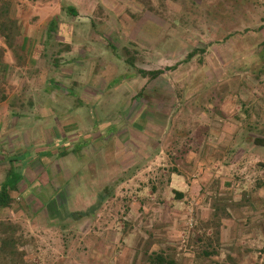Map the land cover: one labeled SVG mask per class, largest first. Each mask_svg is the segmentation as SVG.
<instances>
[{
    "label": "crops",
    "instance_id": "1",
    "mask_svg": "<svg viewBox=\"0 0 264 264\" xmlns=\"http://www.w3.org/2000/svg\"><path fill=\"white\" fill-rule=\"evenodd\" d=\"M100 1L72 0L68 7L41 3L15 20L13 32H2L0 26V191L8 185L10 200L0 207V215L20 220L25 207H66V184L83 171L75 168L76 157L90 161L95 155L100 161L95 172L104 167L105 176L85 206L96 205L98 197L111 190L97 214L74 221L91 235L87 241L85 236L86 243L96 237V226L100 229L96 238L102 246L85 252L87 264H92L93 254L102 259L98 264H199L198 252L182 260L185 255L176 251L175 241L191 238L201 244L204 236L197 228L183 231L184 237L180 227L193 219L210 222L218 205L234 202L241 207L252 201L256 185L251 183L260 173L255 167L264 166V89H227L223 83L214 91L205 88L203 103L190 101L191 94L184 90L190 63H201L199 50L189 52L182 37L164 35L165 26L151 12L137 18L134 11L127 12L128 20L125 10L115 17L120 8ZM121 38L123 43H118ZM111 45L128 53L133 49L134 72L126 88L117 89L110 99L114 105L123 104L109 135V125L94 126V119L99 121L83 105L100 102L108 79L116 75L114 62L128 61L120 55L114 59ZM205 58L195 72L222 80L219 61L214 55ZM141 71L162 74L153 79ZM71 87L79 89L81 103L71 100ZM223 94L224 102L218 103ZM245 159L262 165L241 169ZM89 166L82 167L89 172ZM235 185L233 201L229 192ZM76 190H81L78 184L73 196L79 195ZM123 194L134 195L133 200L126 201ZM254 194L261 202L264 186ZM71 205L82 204L75 200ZM125 205L131 208L122 217L127 223L110 230L115 218L111 208ZM57 211L47 213V219L60 221ZM39 214L34 216L38 219ZM159 221L162 229L153 230L150 223Z\"/></svg>",
    "mask_w": 264,
    "mask_h": 264
},
{
    "label": "rangeland",
    "instance_id": "2",
    "mask_svg": "<svg viewBox=\"0 0 264 264\" xmlns=\"http://www.w3.org/2000/svg\"><path fill=\"white\" fill-rule=\"evenodd\" d=\"M8 1L11 3L9 17L14 21H19L23 12L30 7H36L37 4H47L49 2L50 7L54 5L68 7L72 3V0ZM100 2H106V0ZM108 4L111 7L120 8L119 12L114 11L115 17L121 12V9L125 10L128 20H130L131 14H127V12L132 13L134 11L136 18L139 17L138 15L144 16L146 13H153L154 19L165 26L164 35L169 36L171 34L172 36H170L177 40L182 37L188 43L189 52L199 50L197 59H201V63L199 60L190 63V82L187 89L184 90L187 96L191 94L190 98L192 99L190 101L203 103L205 97L201 93L206 90L205 88L214 91L223 83L224 86L222 87L227 89H264V0H108ZM138 8L141 9V12L137 11ZM119 19L116 18L118 22H120ZM7 26H10L9 22ZM102 38L110 40V37H105V35ZM111 38L117 39L114 36H111ZM123 41L122 38L117 40L118 43H123ZM202 49H206L205 52H201ZM128 51L129 53L122 48L110 46V52L115 55L114 59L120 55V58L124 57L128 61H126V65L122 62H114L117 69L114 68L112 71L116 72V75L108 79L107 89H103L102 94L99 95L100 102L93 100L89 104L83 105L88 115L92 113L95 116L94 118L99 121L100 124L96 123L94 119V126L109 125V127L107 126V134L109 135L114 133L113 130L116 126H113L112 120L117 119V114H121L123 104L122 101L119 105H114L110 99L117 89L126 88L124 84L130 83L131 73L134 72V68L131 66L134 55L133 49L129 48ZM207 54L214 55L215 59L219 61V76L222 80L218 78L206 79L203 74L195 72L197 67L202 66V59ZM107 64L112 69L111 60ZM174 64L176 65V62L171 63V65ZM229 65L230 67H228ZM228 75L231 77L230 80H228ZM67 89L75 92L71 96L74 103L79 104V102H82L79 100L81 97L79 89L74 87L73 89L72 87ZM225 97L224 94L219 97L218 103L224 102ZM253 130L256 132L255 129ZM262 132L259 131L258 134L262 135ZM261 159L263 161L264 156L261 155ZM250 161L245 159L239 167L241 169L247 166L258 167V165L264 163V161L260 164L254 162L252 165ZM75 162V168L83 169V171L81 175L75 176L76 179L80 177L78 178L79 182L74 179L66 184V189L63 191L65 196L62 197L65 198L62 199V202L67 203L66 207H25L26 209L23 210L25 217L22 216L20 220H7L4 219L3 214L0 215V222L13 223L12 242L6 247L0 243V264H87L89 260L85 257H89V254L85 252L91 253V247L102 246V244L97 243L99 239L96 238L98 232H100L99 226L95 228L96 234H92L96 237L86 243L85 236L87 235V241L91 235L82 232L84 228H80L79 224L75 223L69 215L90 208L85 204L91 198V192L103 180L105 176L102 172L104 167L95 172L97 168L95 165L100 163L95 155L91 157L90 161L82 159V157H76ZM88 162H92V164L89 166ZM83 165L90 167L89 172L86 171L85 167H82ZM255 169H258L260 173H255L253 176L254 182L251 185L256 186L251 191L252 201L250 203H246L241 207L234 202L232 205H218L215 208L216 217L212 218L210 222L198 224L193 219V221L187 222V225L180 227L179 232L184 237L187 230L193 232L197 228L204 236L201 244L191 238L188 242L185 238H182L179 242L175 241L176 251L180 250L185 255L182 256V260H188L187 258H190L189 253L198 252L199 264H264V195L261 202H257L259 198L254 194L259 187L264 186V166L262 168L255 167ZM151 176L154 177L155 175L151 174ZM146 177H148L147 180L156 182L153 180L154 178H150V175ZM159 177L160 174H158L157 179ZM76 184L79 185L81 190H76L79 195L73 196ZM83 188L86 190H83ZM237 188V185H235L232 191L229 192L232 195L231 199L237 195ZM79 196H81L80 199ZM132 196L134 195L125 194L123 197L126 201H132ZM75 200H78L82 205H71V202ZM232 200L234 201V199ZM126 207L125 205L111 208L110 212L115 214V218L112 223H109L110 227L112 226L109 228L110 230L116 229V224H119L120 228L122 223H127L122 217L130 213L131 208L127 209ZM56 210H58L56 214L60 221L49 220V217L47 219L46 215ZM40 211L41 214H39ZM35 213L39 214L38 219V215L34 216ZM31 217H33V220H31ZM115 219H118V222H115ZM223 219L228 221L226 222ZM89 225L90 223L87 224V227ZM150 225H152L153 230L162 229V222L160 221L154 224L150 223ZM209 230L213 232L212 235L208 234ZM183 231H185L184 234ZM212 250L214 252H210ZM203 251H209V253L206 254ZM90 260L92 264H98L97 261L102 259L98 260L97 255L93 254V260Z\"/></svg>",
    "mask_w": 264,
    "mask_h": 264
},
{
    "label": "trees",
    "instance_id": "3",
    "mask_svg": "<svg viewBox=\"0 0 264 264\" xmlns=\"http://www.w3.org/2000/svg\"><path fill=\"white\" fill-rule=\"evenodd\" d=\"M10 5L11 3L8 0H0V26H1L2 32L4 31L12 32L11 25L15 23V21L9 17ZM8 22L10 23V26H7ZM141 73L144 76H150L153 79L157 78L158 76L162 74L161 71H154V72L141 71ZM110 190H111V187L110 189L108 188L106 190L105 194L107 195ZM7 192H8V185L3 186L0 191V207H7L10 203V200L8 199V196H7ZM105 194H102L98 197V202L96 205L91 206L86 211L71 213L69 217L75 222L76 221L81 222L85 218H90L93 215L97 214V212L100 210V207H101L100 201L104 198ZM12 226H13V223L5 222V221L0 222V243L4 247L8 246L12 242V239H13V234L11 235V232L13 230ZM155 257L158 261H160V263H163V259L160 255H155Z\"/></svg>",
    "mask_w": 264,
    "mask_h": 264
}]
</instances>
